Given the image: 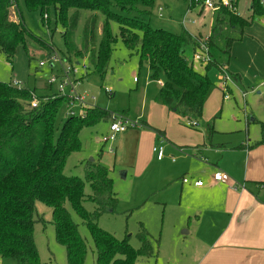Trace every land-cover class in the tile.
I'll list each match as a JSON object with an SVG mask.
<instances>
[{"label":"trees","instance_id":"obj_1","mask_svg":"<svg viewBox=\"0 0 264 264\" xmlns=\"http://www.w3.org/2000/svg\"><path fill=\"white\" fill-rule=\"evenodd\" d=\"M202 1L190 0L194 6ZM231 1L235 5L239 0ZM23 2L26 10L38 12L46 20H50L53 11L56 25L65 28L62 36L72 56H66L67 59L71 62L74 58L86 57L93 72L102 76L107 73L117 41L112 23L119 24L126 47L138 51L141 65L149 67L154 80L164 78L159 95L161 102L184 117L202 116L213 86L208 72L212 68L223 72L229 64L232 45L245 37V29L252 24V20L236 11L220 6L213 13L209 35L213 60L205 66L206 71L200 72L191 60L198 50V38L184 28L178 34L155 29L141 19L151 14L156 0ZM14 3L18 6L19 0H0V54L10 60L19 48L27 50L29 37L23 21L11 19L10 9ZM252 9L254 16H264L261 0H252ZM81 10L99 12L103 20L100 21L98 14L89 16L92 19H88L83 28L82 48H78ZM34 98L38 106L32 108ZM65 102L70 104L71 100L61 94L38 97L29 88L0 82V260L43 264L34 237L38 201L53 209L55 237L65 247L68 264H84L88 246L66 203L89 228L97 248V264H136L139 258L154 257L158 252L152 237L143 228L138 234L140 245L134 247L128 239H119L99 226L100 216L115 212L119 203L106 167L88 161L83 166L84 179L65 174L69 157L82 149V129L103 118L111 121L112 117L95 108L83 116L71 113L56 128ZM262 128L264 132V123ZM86 182L91 187L88 195ZM84 201H91L94 210H87Z\"/></svg>","mask_w":264,"mask_h":264},{"label":"rangeland","instance_id":"obj_2","mask_svg":"<svg viewBox=\"0 0 264 264\" xmlns=\"http://www.w3.org/2000/svg\"><path fill=\"white\" fill-rule=\"evenodd\" d=\"M23 3V0H19L17 8L12 5L10 10L11 19L16 22L23 21L29 33L27 50L19 48L11 60L0 54V82L29 88L38 97L58 94V85L50 88L48 80L52 76L61 75V66L59 64L53 66L52 53L57 52L63 59L71 56L62 36L65 28L61 24L56 25L53 11L50 13V20H46L38 12L26 10ZM190 5V0H156L151 14L141 19L155 29L178 34L184 28L192 35L200 33L207 35L211 28V12L220 7L210 10L203 5L192 7ZM233 7L243 18L252 20L251 27L257 21L264 22V16H254L252 0H239L237 8L235 5ZM81 13L83 15L81 14L76 40L78 48H82L83 28L88 19H92L89 16L98 14L100 21L103 20L99 12L81 10ZM185 17L191 21L182 25ZM112 29L117 41L104 76L93 72L86 57L81 60L74 58L71 62L68 59L77 69V92L85 96L86 101L83 107L77 101L70 104L65 102L58 114L56 128H59L72 112L76 116H83L88 110L95 108L118 118L138 122L140 127L129 128L116 137L113 142V151L115 150L116 154L110 153L108 144L102 140L109 132V119H100L97 123L83 128L80 133L82 149L69 157L65 174L84 179L83 166L91 159L109 170L119 203L115 212L103 213L98 219V224L117 238L128 239L134 247L140 245L138 234L142 228L150 234L158 253L152 258H139L136 264H187L184 258L189 255L185 247L191 241V237L182 234L183 230L180 227L187 225L184 209L177 208L179 195L170 189L169 184V173L171 175L178 173L175 167L177 161L172 162L168 159L170 144L167 142L165 158L162 163H157V155L152 151L160 142L159 140L157 143L156 133L159 130L165 132L167 137L177 144L188 142L195 137L202 141V133L206 135L213 127L232 129L235 136L240 138L246 136V123H249L247 119L252 120L254 115L249 105L244 106L246 102L236 89L234 93H227L229 99L224 98L216 105L211 103L209 107L207 101V108H204L200 117H184L179 112L170 110L159 97L164 78L154 80L149 67L141 65L138 51L126 47L120 36L119 24L113 22ZM259 57L264 58V52L260 51ZM40 62H44L45 66L41 67ZM68 64L67 61L64 62L65 67ZM193 66L198 71H206L207 65L195 62ZM208 74L213 84L207 95L210 97L214 91L218 92V87L222 86L224 80L217 68H212ZM263 95H258L256 90L249 92L246 99L261 122H264V101L258 98ZM195 120L199 122V128L189 125L190 121ZM249 132L252 139H263L261 123L251 122ZM236 160L232 155L225 157V162L232 167L238 162ZM237 169L239 168L235 171ZM261 181L264 182V178ZM85 192L87 195L91 193V187L87 182ZM84 206L89 211L95 208L91 201H84ZM66 207L79 225L80 234L88 246L84 264H97V248L89 228L69 203H66ZM36 208L34 237L41 262L68 264L65 247L55 237L53 209L41 201L36 202ZM180 212L184 216H180ZM0 264L16 263L0 260Z\"/></svg>","mask_w":264,"mask_h":264},{"label":"crops","instance_id":"obj_3","mask_svg":"<svg viewBox=\"0 0 264 264\" xmlns=\"http://www.w3.org/2000/svg\"><path fill=\"white\" fill-rule=\"evenodd\" d=\"M261 2L264 6V1ZM210 32L211 28L207 35L193 36L204 38ZM245 32V37L232 45L229 64L223 69L232 82L224 84L223 81L218 92L206 98L204 108L207 101L210 107L211 103L216 105L224 98L229 99L227 93H234L236 89L246 102L244 106L249 105L254 115L252 120L247 119L246 136L237 138L232 129L213 127L206 135L202 133V141L195 137L177 144L165 132L156 133L157 143L164 142V151L165 144H170L168 159L177 161L178 173H169V184L179 195L177 208L184 209L187 225L180 227L182 234L191 237L185 247L189 255L184 258L187 264H264V182L261 181L264 178V132L262 128V140L252 139L249 132L251 122L261 123V127L264 122L258 120L246 100L249 92L257 90L258 95L264 94V58L259 57L260 51L264 52V22L257 21ZM258 99L264 101V95ZM194 128H199V122ZM217 137L220 138L217 140ZM228 155L236 157L235 166L225 162ZM164 158L156 157L157 163H162ZM236 168L239 169L235 171ZM219 170L230 176L228 183L213 179V174ZM184 178L190 182L184 183ZM196 180H202L204 185L196 186ZM180 216L184 215L180 212Z\"/></svg>","mask_w":264,"mask_h":264},{"label":"built area","instance_id":"obj_4","mask_svg":"<svg viewBox=\"0 0 264 264\" xmlns=\"http://www.w3.org/2000/svg\"><path fill=\"white\" fill-rule=\"evenodd\" d=\"M14 8H17V4H13ZM199 5V4H198ZM200 5H203L205 8H208L210 10L215 9V7L225 6L229 9L235 10L233 7V4L230 0H203ZM192 5H190L191 7ZM237 13V9L235 10ZM239 14V13H238ZM47 17V15H46ZM191 20H187L186 17L183 19L182 25H186ZM51 60L54 64H59L61 66V75H55L52 76L50 80H48V85L52 87L53 85H58V94H61L63 96H66L68 99L71 100V103L77 101L79 102L83 107L85 105L86 98L85 96L79 95L77 92V84L78 81L76 80V74L77 69L76 67L71 64L67 58L64 57L60 58L57 52H53L51 56ZM65 60V61H64ZM213 60V56L211 53V49L209 47V36H206L204 38L198 39V50L193 54L192 62L193 64L195 62L208 65ZM68 62L69 64L64 66V62ZM40 66L44 67L45 63L40 62ZM224 84L227 82H232V79L229 75V73L226 70H223L222 72ZM162 84V83H161ZM32 108H35L38 106V101L36 98L31 102ZM73 113V112H72ZM74 114V113H73ZM192 127H197L198 122L197 121H190L189 123ZM137 128L140 127V124L138 122H131L124 118H118L116 115H112L111 121H110V127L109 132L103 136L102 140L104 143H107L109 145L108 150L113 152V142L116 140V137L120 134L128 130L129 128ZM164 142L160 140L159 144L154 147V152L157 155V158L159 160H162L164 155ZM213 179L217 182L221 183H228L230 181V176L219 170L213 174ZM184 183H189L190 179L184 178ZM194 184L198 187H201L204 185V182L202 180H196Z\"/></svg>","mask_w":264,"mask_h":264}]
</instances>
